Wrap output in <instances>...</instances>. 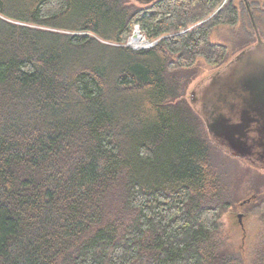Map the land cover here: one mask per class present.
<instances>
[{
	"label": "trees",
	"instance_id": "obj_1",
	"mask_svg": "<svg viewBox=\"0 0 264 264\" xmlns=\"http://www.w3.org/2000/svg\"><path fill=\"white\" fill-rule=\"evenodd\" d=\"M220 2L0 0V264H242L212 246L227 187L170 73L224 61L232 0L187 29ZM135 26L157 43L122 45Z\"/></svg>",
	"mask_w": 264,
	"mask_h": 264
},
{
	"label": "rangeland",
	"instance_id": "obj_2",
	"mask_svg": "<svg viewBox=\"0 0 264 264\" xmlns=\"http://www.w3.org/2000/svg\"><path fill=\"white\" fill-rule=\"evenodd\" d=\"M130 1L137 6H144L137 0ZM229 1L231 0H221L218 8L210 13L206 11L203 19L190 24L187 29L209 19L216 10ZM232 4L238 10L237 23L233 26H215L211 29L209 36L210 43L221 44L225 47L224 61L220 65L214 66L198 57L190 68H176L170 71L171 74L179 73L182 75L181 77L186 83L183 97L196 113L197 110L192 101L195 94L193 95L192 92L199 81L225 65L240 51L255 45L257 36L254 24H256L255 27L258 29L259 36L264 40V0H232ZM134 31L136 30L133 29L131 35L122 45L137 49V47L133 48L129 45V38L134 34ZM140 36L142 40L151 41L141 30L138 32L139 39ZM144 44L146 45V43ZM138 49L142 48L139 47ZM197 114L202 118L199 113ZM207 136L213 142L211 160L219 168L222 184L227 187V192H223L224 198L218 205L222 210L218 218V227L212 236V246H221L223 249L238 253L242 264H256V259L264 247V168L254 166L246 160L231 155L214 142L209 134ZM110 204L109 194L105 205L106 211L109 213ZM224 204L228 206L225 207Z\"/></svg>",
	"mask_w": 264,
	"mask_h": 264
},
{
	"label": "water",
	"instance_id": "obj_3",
	"mask_svg": "<svg viewBox=\"0 0 264 264\" xmlns=\"http://www.w3.org/2000/svg\"><path fill=\"white\" fill-rule=\"evenodd\" d=\"M154 1L137 0L143 5ZM254 30L255 45L200 80L192 101L214 142L264 168V40L255 24Z\"/></svg>",
	"mask_w": 264,
	"mask_h": 264
},
{
	"label": "bare ground",
	"instance_id": "obj_4",
	"mask_svg": "<svg viewBox=\"0 0 264 264\" xmlns=\"http://www.w3.org/2000/svg\"><path fill=\"white\" fill-rule=\"evenodd\" d=\"M139 41H141L142 43H140ZM144 43H146V45ZM129 45L132 46L133 48L137 47L138 49L139 47L141 48L147 47L148 43L147 40H142L141 36L140 39L138 38V30H136L134 31V34H132V36L129 38Z\"/></svg>",
	"mask_w": 264,
	"mask_h": 264
},
{
	"label": "built area",
	"instance_id": "obj_5",
	"mask_svg": "<svg viewBox=\"0 0 264 264\" xmlns=\"http://www.w3.org/2000/svg\"><path fill=\"white\" fill-rule=\"evenodd\" d=\"M134 30H138V32H139V29H138L137 26L134 27ZM141 38H142V37H141ZM157 41H158V40H157ZM157 41H156V40L147 41V43H148V46H147V47H150V46L155 45V44L157 43Z\"/></svg>",
	"mask_w": 264,
	"mask_h": 264
},
{
	"label": "flooded vegetation",
	"instance_id": "obj_6",
	"mask_svg": "<svg viewBox=\"0 0 264 264\" xmlns=\"http://www.w3.org/2000/svg\"><path fill=\"white\" fill-rule=\"evenodd\" d=\"M221 67H222V66H221ZM221 67H220V68H221ZM220 68H219V69H220ZM216 70H218V69H216ZM216 70H215V71H216ZM215 71H213V72H215ZM207 77H208V76H207ZM199 82H200V81H199Z\"/></svg>",
	"mask_w": 264,
	"mask_h": 264
}]
</instances>
